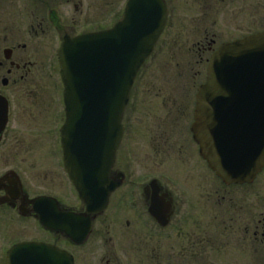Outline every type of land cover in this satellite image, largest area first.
Instances as JSON below:
<instances>
[{"label":"flooded vegetation","instance_id":"flooded-vegetation-1","mask_svg":"<svg viewBox=\"0 0 264 264\" xmlns=\"http://www.w3.org/2000/svg\"><path fill=\"white\" fill-rule=\"evenodd\" d=\"M163 1L166 19L154 49L190 47L200 80L171 107L143 104L131 93L110 170L120 184L93 218L87 240L76 245L39 222L41 208L53 201L61 211H85L63 172V86L57 57L45 53L44 42L47 29L58 46L93 32L92 0H0V264L13 245L48 242L46 234L74 264H117L112 224L138 264H264V167L250 181H224L192 130L197 87L217 48L243 40L264 46V0ZM63 3L71 7L67 16L53 8ZM37 162L52 186L24 182L22 170Z\"/></svg>","mask_w":264,"mask_h":264},{"label":"water","instance_id":"water-1","mask_svg":"<svg viewBox=\"0 0 264 264\" xmlns=\"http://www.w3.org/2000/svg\"><path fill=\"white\" fill-rule=\"evenodd\" d=\"M165 15L162 0H127L123 19L111 28L65 38L57 50L66 112L64 170L87 210L63 213L46 203L40 222L75 243L85 241L91 219L120 183L109 180V171L122 112ZM237 44L213 54L198 88L193 128L204 139L209 166L227 182L251 179L264 166V46ZM6 264H73V258L50 244L25 242L8 251Z\"/></svg>","mask_w":264,"mask_h":264},{"label":"rangeland","instance_id":"rangeland-1","mask_svg":"<svg viewBox=\"0 0 264 264\" xmlns=\"http://www.w3.org/2000/svg\"><path fill=\"white\" fill-rule=\"evenodd\" d=\"M124 1L125 0H92L91 14L93 17L94 29L110 26L116 21L121 15ZM64 5V3L62 5L56 4L53 5V8L58 14L67 16V14H64V11L68 8L69 12H71V7ZM44 43L45 53L48 52V54L54 55L58 47V41L53 29L46 30ZM190 55V47L168 46L165 48H155L153 57L144 63L139 72L133 86V96L137 95V97H140L141 103H146L148 105L169 102V107H171V105L184 102L188 88H192L194 83L200 80L201 76V73H196V71L201 70V64L189 61L188 58ZM25 160L28 159L25 158ZM43 170L44 165L42 162H37L31 168H24L21 176L28 186H52V184H48L47 181V183L44 184L46 172L44 173ZM64 183L63 180V184ZM96 229L102 232L101 235L106 231L103 224L100 223L96 225ZM115 230L116 233H114ZM118 230L119 229H116L112 224L110 228L111 232L109 233V235L112 236L113 242L111 248L119 258L117 264H138L133 253L123 248V239L122 236L119 235ZM30 234L33 235L32 232H30ZM105 236H107L106 233ZM95 237L96 236L93 237V241L96 239ZM45 238L46 241L52 242V237L47 234ZM97 249L98 247L93 250L91 254L92 257L97 258L100 254V251H97ZM218 264L222 263L219 262Z\"/></svg>","mask_w":264,"mask_h":264}]
</instances>
